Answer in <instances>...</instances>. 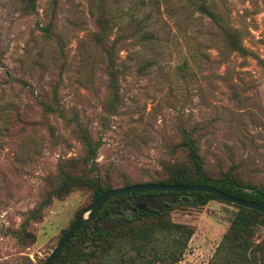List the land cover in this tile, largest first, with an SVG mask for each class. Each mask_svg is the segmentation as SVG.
Instances as JSON below:
<instances>
[{
	"label": "rangeland",
	"instance_id": "374dc122",
	"mask_svg": "<svg viewBox=\"0 0 264 264\" xmlns=\"http://www.w3.org/2000/svg\"><path fill=\"white\" fill-rule=\"evenodd\" d=\"M213 2L243 47L264 60V0ZM33 4L27 13L22 0H0V264H40L88 205L86 191L52 199L28 225L34 239L26 246L6 231L39 202L62 160L82 155L74 119L98 141L95 162L114 185L118 175L130 184L160 179L164 166L183 161L182 130L195 138L208 175L231 170L264 185V67L224 49L217 29L185 0H106L101 11L98 0ZM106 10L119 72L113 113L105 107V57L92 41ZM48 24L46 36L40 28ZM55 84L62 117L44 114L35 100ZM234 213L217 201L169 212L171 222L193 229L176 264H207ZM262 238L259 227L255 240Z\"/></svg>",
	"mask_w": 264,
	"mask_h": 264
},
{
	"label": "trees",
	"instance_id": "16d2710c",
	"mask_svg": "<svg viewBox=\"0 0 264 264\" xmlns=\"http://www.w3.org/2000/svg\"><path fill=\"white\" fill-rule=\"evenodd\" d=\"M185 1L217 29L224 49L242 57H252L264 67V60L257 58L243 47L241 33L230 25L226 14L215 10L213 0ZM22 2L25 12L34 11L33 0H22ZM98 2L101 11L106 0H98ZM112 21L107 10L105 13L100 12L96 32L92 33L93 43L102 47L105 57L107 88L111 93L105 102V107L110 113L115 111L119 101L117 96L119 72L115 64L114 46L113 43L107 42V32L113 26ZM51 29V24L40 28L46 36L50 34ZM142 39L151 40L152 36L145 32L142 34ZM35 100L44 114L56 113L62 117L57 102L56 84L50 89L49 96L37 95ZM73 124L80 134L78 142L82 146V155L78 158L62 160L54 175H48L44 180L39 202L22 214L23 219L18 228L6 230L18 245L26 246L33 241L34 238L27 227L41 219L42 210L51 203L52 199L61 200L73 191H86L90 205L107 190L138 185L130 184L121 175L115 177L117 185H114L109 172L101 171L95 162L98 141H93L75 119ZM176 149L183 154V161H174L164 166L160 179L141 184L206 185L232 197L264 205V185L241 182L231 170L221 172L216 177L208 175L203 160L198 154L197 142L189 132L181 131V140L176 145ZM149 199H155L156 205L152 206L148 202ZM208 201L230 205L235 209V213L207 264H264V238L255 240L257 229L264 227V214L222 202L206 193L162 191L130 192L107 199L87 215L88 219L75 230L51 264H176L193 229L188 225L171 222L169 212L179 207H199ZM141 202L146 203L145 208L138 206ZM103 220L120 222L123 225L112 232H107L101 227ZM95 223H99L97 228L92 227ZM66 231H63L59 239ZM18 264L32 263L27 258H22Z\"/></svg>",
	"mask_w": 264,
	"mask_h": 264
},
{
	"label": "water",
	"instance_id": "95a60500",
	"mask_svg": "<svg viewBox=\"0 0 264 264\" xmlns=\"http://www.w3.org/2000/svg\"><path fill=\"white\" fill-rule=\"evenodd\" d=\"M143 191L201 192V193L213 195L222 202H225L228 204H234V205L241 206L249 210H253V211L264 214V205H259L254 202L246 201L244 199L232 197L226 193H223L213 187L206 186V185L198 184V185H189V186H174V185L138 184V185H131V186L123 187V188H115V189L105 191L103 194L97 197L93 203L86 206L85 208H83L77 213L73 223L71 224V226H69V228L64 233V235L54 245L52 250L46 256L43 264H51L55 256L58 254V252L61 250L64 244L68 241V239L72 236L75 230L88 219L87 215L92 210L97 209L107 199L111 198L112 196H116L120 194H126L130 192H143ZM122 225L123 224L120 222H113L110 220H103L101 222V227L103 228V230L107 232H112L118 229L119 227H121Z\"/></svg>",
	"mask_w": 264,
	"mask_h": 264
}]
</instances>
